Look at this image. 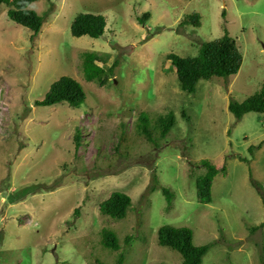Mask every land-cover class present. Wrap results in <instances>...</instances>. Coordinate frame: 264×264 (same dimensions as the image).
<instances>
[{
    "label": "rangeland",
    "instance_id": "obj_1",
    "mask_svg": "<svg viewBox=\"0 0 264 264\" xmlns=\"http://www.w3.org/2000/svg\"><path fill=\"white\" fill-rule=\"evenodd\" d=\"M7 9L0 5V264H114L120 253L123 264H181L157 243L166 225L211 246L202 264H264V228L251 231L264 219V114L236 120L227 109L264 83V0H39L29 6L43 19L33 38ZM80 14L103 16L104 35L72 37ZM191 14L198 28L180 25ZM225 33L242 55L238 73L182 92L167 55L195 57ZM84 53L101 58L105 85L86 80ZM61 77L83 87L84 102L36 106ZM169 112L175 124L164 138L133 137L139 117L153 124ZM203 160L225 167L207 204L195 189ZM162 188L173 195L169 209ZM115 191L132 201L120 220L99 211ZM102 229L116 235L118 252L102 245Z\"/></svg>",
    "mask_w": 264,
    "mask_h": 264
},
{
    "label": "trees",
    "instance_id": "obj_2",
    "mask_svg": "<svg viewBox=\"0 0 264 264\" xmlns=\"http://www.w3.org/2000/svg\"><path fill=\"white\" fill-rule=\"evenodd\" d=\"M39 0H0V5L8 7L6 15L8 19L17 25H20L30 32L31 38L37 36L42 28L43 19L29 6ZM149 15L144 13L138 18L139 24H143ZM180 25L198 28L200 26V17L197 14H191L185 17ZM106 27L105 18L101 15L80 14L74 18L70 26L72 37L80 38L83 36L91 39H99L104 35ZM82 67L85 78L88 82L98 79L101 86L105 85L106 80L101 78L104 74L103 69L97 65L101 63V58L94 53L82 54ZM167 60L175 69V74L179 88L182 92L192 94L201 80H210L211 78H229L235 76L242 64V55L240 54L236 42L225 33L222 37L202 43L195 57H180L176 54H168ZM83 87L70 77H61L54 81L48 92L42 100L36 101V106L52 107L66 103L71 107L81 105L85 100ZM228 111L236 120H240L249 113L264 114V83L260 89L240 103L229 102ZM183 115V113H182ZM136 124V138H142L145 142H152V134L158 131L161 138H164L175 124V117L172 112L165 115H159L151 124L147 118H138ZM134 128V127H133ZM132 128V130H133ZM78 132L74 136L75 148H79ZM126 141L125 136H121ZM249 147L248 152L259 148ZM205 172L195 180L196 197L198 202L207 204L211 202V186L214 177L224 172L225 167L217 169L209 161H201ZM154 191V187L152 188ZM161 193L167 201L168 209L171 207L172 193L162 188ZM264 208V198L261 199ZM131 198L119 191H115L99 204V211L102 215L111 219H123L131 207ZM264 228V219L251 231ZM101 243L106 249L114 252L120 250V245L116 235L108 229H102L100 232ZM128 240H126V243ZM157 243L161 247L168 248L181 257V264H202L203 257L210 249V245L195 246L193 243V232L187 227L162 226L157 231ZM124 255L118 254L114 264H123ZM94 264H103L96 261Z\"/></svg>",
    "mask_w": 264,
    "mask_h": 264
}]
</instances>
